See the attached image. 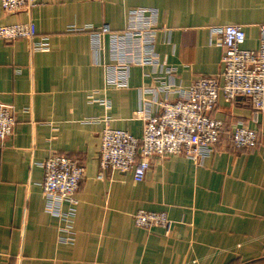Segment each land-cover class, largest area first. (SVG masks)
<instances>
[{
    "label": "crops",
    "instance_id": "obj_1",
    "mask_svg": "<svg viewBox=\"0 0 264 264\" xmlns=\"http://www.w3.org/2000/svg\"><path fill=\"white\" fill-rule=\"evenodd\" d=\"M26 22L33 40H0V102L17 118L0 144V264H264V114L245 98L220 95L212 116L228 133L202 163L169 156L139 183L132 173L99 178L103 130L140 139L133 115L143 95L173 101L162 87L218 75L214 28L242 26V48L257 51L264 0H39L15 15L0 3V26ZM241 123L258 132L254 148H233ZM53 153L86 169L71 229L44 198L42 165ZM141 210L172 224L138 227Z\"/></svg>",
    "mask_w": 264,
    "mask_h": 264
},
{
    "label": "built area",
    "instance_id": "obj_2",
    "mask_svg": "<svg viewBox=\"0 0 264 264\" xmlns=\"http://www.w3.org/2000/svg\"><path fill=\"white\" fill-rule=\"evenodd\" d=\"M38 1L0 0V3L5 13L15 15L28 12ZM36 36L33 22L0 26V40L7 42L33 40ZM211 37L223 50L220 73L197 78L185 88L163 85V91L176 95L173 101H150L143 95L140 108L133 115L134 120L144 123L140 139L107 126L101 133L99 178L105 172L116 171L132 173L134 181L139 183L155 162L169 156H183L197 163L211 157L226 129L224 122L212 116L220 95L228 103L245 98L255 115L264 114V24L260 27L257 51L242 48L246 34L239 25L214 28ZM35 45L37 50L46 47L44 43ZM165 72L171 77L177 70L166 68ZM146 93L154 92L147 90ZM16 123L14 106L0 102V144L13 136ZM229 137L234 149L254 148L259 138L256 130L243 123L235 125ZM42 167V188L48 211L66 220L71 229L70 216L75 214L78 205L75 195L85 177V166L78 158L53 153ZM63 205L68 206L67 212L62 211ZM134 219L138 227L145 229L169 228L172 224L167 214L145 210L138 211ZM67 240L73 241L72 237Z\"/></svg>",
    "mask_w": 264,
    "mask_h": 264
},
{
    "label": "trees",
    "instance_id": "obj_3",
    "mask_svg": "<svg viewBox=\"0 0 264 264\" xmlns=\"http://www.w3.org/2000/svg\"><path fill=\"white\" fill-rule=\"evenodd\" d=\"M227 133H228V131L225 134H227Z\"/></svg>",
    "mask_w": 264,
    "mask_h": 264
}]
</instances>
